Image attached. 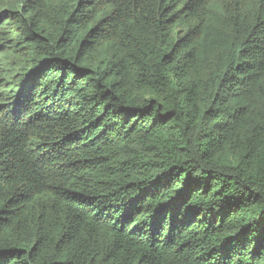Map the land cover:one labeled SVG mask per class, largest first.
Here are the masks:
<instances>
[{
    "label": "trees",
    "instance_id": "obj_1",
    "mask_svg": "<svg viewBox=\"0 0 264 264\" xmlns=\"http://www.w3.org/2000/svg\"><path fill=\"white\" fill-rule=\"evenodd\" d=\"M0 264H264V0H0Z\"/></svg>",
    "mask_w": 264,
    "mask_h": 264
}]
</instances>
